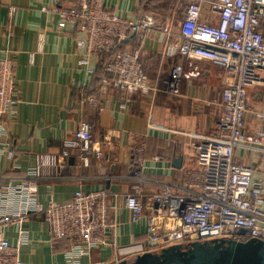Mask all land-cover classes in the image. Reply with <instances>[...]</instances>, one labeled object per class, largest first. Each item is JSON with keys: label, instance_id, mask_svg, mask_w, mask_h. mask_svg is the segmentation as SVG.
<instances>
[{"label": "crops", "instance_id": "obj_1", "mask_svg": "<svg viewBox=\"0 0 264 264\" xmlns=\"http://www.w3.org/2000/svg\"><path fill=\"white\" fill-rule=\"evenodd\" d=\"M154 1L103 0V5L117 15L136 19L150 14L145 4ZM73 4L74 0H0V59H12L18 99L11 111L0 117L3 146L14 152L12 158L0 154V186L21 178L34 165L37 154L58 158L66 149L65 142L84 125L90 130L93 149L101 156L96 157L93 150L84 153L78 147H68L61 176L37 181L40 203L68 200L78 189L104 188L124 194L138 187L143 194H151L163 184H177L184 170L196 166L192 146L213 133L222 112L217 103L222 91L221 68L197 60L201 75L180 80L177 95L164 93L158 85L160 78L171 65L184 61L179 54H163L166 43L179 38L184 7L177 19L171 11L165 17L154 14L158 26L150 33L131 34L121 42V47L138 51L149 85L146 94L136 92L125 101L117 90L99 89L108 59L103 54H109L88 58L75 44L79 32L58 25L57 10ZM201 17L211 19L205 3ZM84 58L88 64L82 62ZM246 99L251 110L264 107V88H247ZM246 123L250 131L262 127L249 113ZM135 148L142 151L139 173ZM178 157L181 165L175 167L173 160ZM234 157L236 162L253 167L264 180V156L238 148ZM108 220L113 224L108 241L117 244L143 240L155 228L150 208L137 222H130L121 197L110 201ZM22 228L27 241L19 248L21 264H66L62 242L50 236L40 216H30ZM17 231L14 225L5 231L11 244H15ZM111 254V246L94 248L79 264H98Z\"/></svg>", "mask_w": 264, "mask_h": 264}, {"label": "built area", "instance_id": "obj_2", "mask_svg": "<svg viewBox=\"0 0 264 264\" xmlns=\"http://www.w3.org/2000/svg\"><path fill=\"white\" fill-rule=\"evenodd\" d=\"M180 1L184 2V14L178 26L179 38L167 42L163 54H179L184 61L171 65L160 78L161 90L177 95L180 80L200 76L197 60L222 70V91L217 100L222 112L213 133L192 146L196 166L184 170L177 184H163L151 194H143L138 187L124 194L104 188L78 189L68 200L40 203L37 181L61 176L68 147H78L84 153L93 150L96 157L101 156L93 149L90 130L84 125L65 142L66 149L58 158L37 154L34 165L21 178L0 186V264H21L19 248L27 241L22 224L30 216H40L50 236L62 242L66 264H79L83 256L101 246H111L112 254L98 264H119L143 253L196 241H264V180L253 167L234 159L238 148L264 156V107L251 110L246 99L247 88H264V0ZM204 3L210 20L201 17ZM57 14L60 27L79 32L75 44L88 58L109 53L98 84L100 90H117L125 101L136 92L149 91L138 51L121 47V42L131 34L144 35L158 26L153 13L130 19L107 10L103 0H74L72 7L57 10ZM82 62L89 61L84 58ZM17 102L12 59L6 57L0 59V117ZM247 113L260 121V129L247 130ZM3 144L0 131V154L12 158L13 150ZM133 154L139 173L142 151L135 148ZM120 197L130 222H137L150 208L155 228L143 240L127 244L108 241L113 226L108 220L110 201ZM13 225L18 226L15 244L5 237Z\"/></svg>", "mask_w": 264, "mask_h": 264}, {"label": "water", "instance_id": "obj_3", "mask_svg": "<svg viewBox=\"0 0 264 264\" xmlns=\"http://www.w3.org/2000/svg\"><path fill=\"white\" fill-rule=\"evenodd\" d=\"M173 165L179 167L181 158ZM119 264H264V241L217 238L187 246L173 245L159 252L143 253Z\"/></svg>", "mask_w": 264, "mask_h": 264}, {"label": "rangeland", "instance_id": "obj_4", "mask_svg": "<svg viewBox=\"0 0 264 264\" xmlns=\"http://www.w3.org/2000/svg\"><path fill=\"white\" fill-rule=\"evenodd\" d=\"M145 5L146 12L156 14L158 15L157 17H165L167 14L169 15L171 11V14H174V18L176 19L184 7V3L180 0H155ZM168 20H170V18Z\"/></svg>", "mask_w": 264, "mask_h": 264}, {"label": "trees", "instance_id": "obj_5", "mask_svg": "<svg viewBox=\"0 0 264 264\" xmlns=\"http://www.w3.org/2000/svg\"><path fill=\"white\" fill-rule=\"evenodd\" d=\"M103 53V52H102ZM109 54V53H108ZM104 58H108L109 56L107 54H103Z\"/></svg>", "mask_w": 264, "mask_h": 264}]
</instances>
